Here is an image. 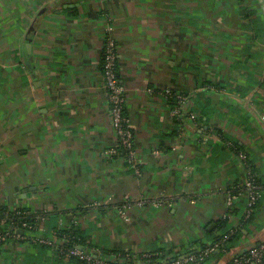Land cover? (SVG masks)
Instances as JSON below:
<instances>
[{
  "label": "crops",
  "instance_id": "crops-1",
  "mask_svg": "<svg viewBox=\"0 0 264 264\" xmlns=\"http://www.w3.org/2000/svg\"><path fill=\"white\" fill-rule=\"evenodd\" d=\"M109 40L135 167L111 125ZM249 175L261 194L246 222ZM0 209L28 211L42 237L73 231L97 257L128 254L125 264L185 260L223 219L241 236L200 264L260 243L264 0H0ZM0 264L78 263L9 240Z\"/></svg>",
  "mask_w": 264,
  "mask_h": 264
},
{
  "label": "built area",
  "instance_id": "built-area-1",
  "mask_svg": "<svg viewBox=\"0 0 264 264\" xmlns=\"http://www.w3.org/2000/svg\"><path fill=\"white\" fill-rule=\"evenodd\" d=\"M102 72L108 97L111 125L116 135L118 146L125 152L127 162L135 167L133 131L124 115L125 98L123 88L117 76V56L114 43L111 40L107 41L104 46ZM178 98L181 97L178 96ZM190 118H193V116H190ZM244 189L247 199L244 218L248 219L251 215L252 208L260 198L261 189L255 184L251 175L248 176V180L244 183ZM28 216L29 213L26 210L0 209V245L7 243L9 240L43 244L53 249L59 256L76 258L79 261L78 264H125L131 257L128 254H111L104 258L97 257L93 254L96 253L93 250L85 251L76 246H68L67 242L70 238V230L65 232L53 231L46 237L39 236L36 232V226L32 222H29ZM19 230H21L22 234H18ZM230 232H233V230ZM228 238V235L221 237L218 241L199 250L198 253L191 255L185 260L173 259L171 262H167L165 258H162L149 264H200L209 254L221 248ZM158 256L160 254H146L143 257V261L146 263L150 259ZM227 264H264V239L249 249L246 254L235 256Z\"/></svg>",
  "mask_w": 264,
  "mask_h": 264
},
{
  "label": "trees",
  "instance_id": "trees-1",
  "mask_svg": "<svg viewBox=\"0 0 264 264\" xmlns=\"http://www.w3.org/2000/svg\"><path fill=\"white\" fill-rule=\"evenodd\" d=\"M123 155L125 156V152L123 150H121ZM258 201L256 202L255 206L252 208L251 211V215L249 217L248 220H246V222H248L254 214V210L256 209V205H257ZM230 212V211H229ZM31 222H33V220H31ZM218 237H216V241H218L219 239H221V237L228 235V239L223 243L222 247L219 248L217 251H220V253H225L227 251H229L233 245H235L239 239V237L241 236V229H239L238 227H229V225L227 224V220L223 219L219 222L218 224ZM231 230H233V232H230ZM77 235L72 231L70 233V238L69 241L67 242L68 246H76L78 247L79 244H81L82 242L79 240H77ZM241 254H246V252H241L239 255ZM157 258V257H156ZM79 261L77 260V263Z\"/></svg>",
  "mask_w": 264,
  "mask_h": 264
},
{
  "label": "water",
  "instance_id": "water-1",
  "mask_svg": "<svg viewBox=\"0 0 264 264\" xmlns=\"http://www.w3.org/2000/svg\"><path fill=\"white\" fill-rule=\"evenodd\" d=\"M22 56H23L24 64L31 71L32 70V57L30 53V45H24L22 47Z\"/></svg>",
  "mask_w": 264,
  "mask_h": 264
}]
</instances>
